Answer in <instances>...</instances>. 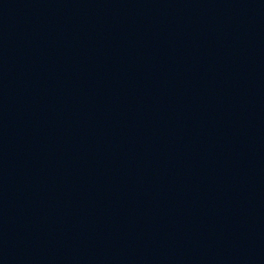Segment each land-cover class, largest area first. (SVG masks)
Masks as SVG:
<instances>
[{
  "label": "water",
  "instance_id": "1",
  "mask_svg": "<svg viewBox=\"0 0 264 264\" xmlns=\"http://www.w3.org/2000/svg\"><path fill=\"white\" fill-rule=\"evenodd\" d=\"M0 264H264V0H0Z\"/></svg>",
  "mask_w": 264,
  "mask_h": 264
}]
</instances>
